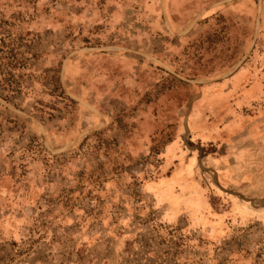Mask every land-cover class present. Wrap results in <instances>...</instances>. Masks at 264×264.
<instances>
[{"label": "rangeland", "instance_id": "1", "mask_svg": "<svg viewBox=\"0 0 264 264\" xmlns=\"http://www.w3.org/2000/svg\"><path fill=\"white\" fill-rule=\"evenodd\" d=\"M249 124L264 0H0V264H264V179L199 140Z\"/></svg>", "mask_w": 264, "mask_h": 264}, {"label": "crops", "instance_id": "2", "mask_svg": "<svg viewBox=\"0 0 264 264\" xmlns=\"http://www.w3.org/2000/svg\"><path fill=\"white\" fill-rule=\"evenodd\" d=\"M236 131H238L236 133ZM224 142L223 154L219 159H214L212 163L219 167L220 178L217 181L221 187H232L238 189H255L259 187V179H264L257 171L259 160L264 156V129L256 128L251 124L244 128L223 129L221 132ZM196 180V177H191ZM218 187L216 181H213ZM201 186V185H200ZM202 187V186H201ZM205 197V192H203ZM154 195V193H153ZM155 198V197H154ZM165 202H159L162 207L161 216L163 222H182V216H187L186 222H195L188 209L180 206L179 212L171 218L164 217ZM190 215V216H189ZM197 224V223H196Z\"/></svg>", "mask_w": 264, "mask_h": 264}, {"label": "trees", "instance_id": "3", "mask_svg": "<svg viewBox=\"0 0 264 264\" xmlns=\"http://www.w3.org/2000/svg\"><path fill=\"white\" fill-rule=\"evenodd\" d=\"M217 128V130L216 131H218L219 130V126L218 127H216ZM222 130H220L219 132H212V135H211V137L210 138H208V139H203V138H201V137H199V140L201 141V143H205V142H212V140H214V139H218L217 141H220L221 142V145H222V148L224 147V142H222V140H223V137H222V135H221V132ZM173 163V162H169V163H167V164H165V162H164V158H163V156L160 158V164L159 165H162V167L163 168H165V167H167V169L165 170V174H163V175H161V176H159V177H157V178H153V179H150V181L151 180H157L158 178H161V177H168V176H170L171 174H170V171H169V169L168 168H170V167H172L171 166V164ZM218 172L219 173H221V171L220 170H218Z\"/></svg>", "mask_w": 264, "mask_h": 264}, {"label": "water", "instance_id": "4", "mask_svg": "<svg viewBox=\"0 0 264 264\" xmlns=\"http://www.w3.org/2000/svg\"><path fill=\"white\" fill-rule=\"evenodd\" d=\"M215 181H216V178H215Z\"/></svg>", "mask_w": 264, "mask_h": 264}]
</instances>
